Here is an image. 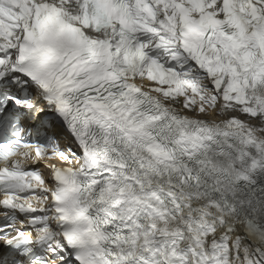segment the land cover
<instances>
[{"label": "snow or ice", "instance_id": "1", "mask_svg": "<svg viewBox=\"0 0 264 264\" xmlns=\"http://www.w3.org/2000/svg\"><path fill=\"white\" fill-rule=\"evenodd\" d=\"M0 264H264V0H0Z\"/></svg>", "mask_w": 264, "mask_h": 264}]
</instances>
